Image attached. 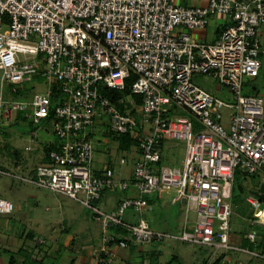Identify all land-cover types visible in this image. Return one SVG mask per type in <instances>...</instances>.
<instances>
[{"label":"built area","instance_id":"2783aa9c","mask_svg":"<svg viewBox=\"0 0 264 264\" xmlns=\"http://www.w3.org/2000/svg\"><path fill=\"white\" fill-rule=\"evenodd\" d=\"M219 15L228 23L216 39L194 37L192 31ZM262 25L264 0H0V143L20 113L34 131L53 136L44 162L27 174L0 162V175L89 210L104 232L97 264L112 262L111 245L165 240L264 260L257 230L264 226V200L257 195L264 194V99L246 92L262 68ZM208 75L228 89V99L197 83ZM29 85H36L29 96L13 98ZM123 135L138 154L127 179L114 166L94 165L97 146ZM37 140L31 133L24 149L33 150ZM166 142L184 143L180 166L164 162ZM238 172L260 177L247 198L256 212L245 235L250 247L230 243ZM131 188L135 196L121 198L114 209L101 207L105 194ZM171 190L174 201L185 198L196 212L178 232L155 230L142 217L134 223L123 218L127 210L141 215L148 195ZM14 210L0 196V216Z\"/></svg>","mask_w":264,"mask_h":264},{"label":"rangeland","instance_id":"374dc122","mask_svg":"<svg viewBox=\"0 0 264 264\" xmlns=\"http://www.w3.org/2000/svg\"><path fill=\"white\" fill-rule=\"evenodd\" d=\"M210 77L213 78L209 75V77L204 78L206 81L202 79L199 85L206 90L213 92L216 90L218 85ZM254 83L255 85H257L256 87L259 88L258 95H260L264 99V73H262V76H259L254 81ZM38 88L41 90L43 89V86L39 85ZM5 89L7 90L8 86H6ZM7 96L13 97V95H10L9 93L7 94ZM13 98H15V96ZM11 127H6L5 135L2 138V141H8L4 145V152L0 151V162H3L4 154H12L11 148L13 147L14 149L16 148L21 152H26V155L28 156L35 154V156L38 157L37 154H39L38 152H41L42 149L39 148L36 142L33 144V151H26L24 149V145L29 142V138L31 135L29 134V132L25 131L28 128L27 123H20L16 126V128L15 126L12 128ZM46 127L47 129H50L49 124H47ZM96 127L97 132L101 134V124L97 123ZM16 130L21 134V137L25 136L18 143H15L12 137L10 138V131L14 132ZM32 134L36 138L43 139L51 138L52 136V134L46 132V129H37L33 131ZM108 139V142L104 141L102 145L97 146L96 153L94 154V161H96L98 158L99 160L102 159L106 156L107 153H114V156L117 157L115 158L113 156V162L116 160L117 165L119 166L120 157H122L123 155L126 156L127 153L124 151H120L116 140L110 139V137H108L107 140ZM108 143H110L111 146L105 148ZM173 145H176V143L173 142ZM109 149H111V151H109ZM177 149V158L179 161L185 154L184 143L181 142ZM127 160V163L125 165L122 164L121 166L122 169L125 170V172L130 170L129 168H131L132 163V160L128 156ZM23 164L30 167L35 165L33 160H28V163L23 162ZM236 184V194L240 195L236 198L234 197V212L231 221L233 222V224H235V230L233 228V230L231 229L230 232H234L235 234L237 231L241 235H246L247 231L249 230V226L251 229L254 228V226H252V224L250 223V217H252V215L256 212H254L253 210V212H251V214L248 213L245 216L247 218L244 219L240 218L239 212L241 213V210L243 208H251V206L247 202V198L248 196L252 195L253 191L258 190L260 186V177L257 175L242 176L238 172L236 176ZM0 196L12 201L15 206V210L12 214L0 217V246L12 250L15 253L17 262L19 264L25 259L26 256L36 258L37 260L43 259L47 264H49L51 258L55 259V257L59 256L57 255L58 247H56L55 245V237L61 235V237L63 236L64 238H66L69 228L75 227V224L78 223L79 215L81 214V212L83 211V214H86V212L83 210L84 207L82 205L66 196L58 195L44 188L34 186L32 184L8 177L6 175H0ZM193 211L194 210L188 212L186 210V205L182 204L179 201V203H177V205L172 209L169 217L174 219V216H179L181 221H184L187 216L191 222H194L196 218V212ZM150 223H152L153 229L155 227V230H158L157 228H163L161 223H159L158 221L155 222L151 218ZM257 230L261 235L263 234L261 233L262 229H259L258 227ZM30 231H33L36 234L34 240L29 238L27 235ZM165 242L167 243V250L165 251L164 257L162 258L164 264H166L167 260H169V262L173 264H202L204 258H207L211 251L210 249H208V247H204L202 245L194 244L191 242H181L173 240H165ZM145 245L152 246V243H147ZM121 248L125 249V247ZM122 252H126V250H123ZM238 252L239 251H237V253ZM172 254H178L179 261L172 260ZM239 257L244 263L247 264H264V260L252 257L246 252H240ZM0 258L3 262L2 264H9V254L3 253ZM135 260L136 258L132 259V261L136 264ZM62 262L64 264H68L67 260L60 258L59 264H62ZM218 262L216 264H219Z\"/></svg>","mask_w":264,"mask_h":264},{"label":"crops","instance_id":"0c3cea01","mask_svg":"<svg viewBox=\"0 0 264 264\" xmlns=\"http://www.w3.org/2000/svg\"><path fill=\"white\" fill-rule=\"evenodd\" d=\"M184 3H200V4H206V0H182ZM228 23V19L225 16L219 15V16H214L209 25L205 29H199V30H194L192 31V34L194 37L198 38L199 40H208L212 41L216 39L220 33L224 30L226 27V24ZM259 37L261 39L262 43V50H261V58H262V68L260 70V75L262 76V73H264V25L260 28L259 31ZM258 76V77H259ZM208 76H203L197 78V83L200 84V81L202 79L207 78ZM257 77V78H258ZM211 78V77H210ZM250 80L248 84L246 85V92L247 93H255L259 94V88H257L254 83V81L257 79ZM218 86L215 91H210L219 97L228 99L229 98V91L226 87L221 86L218 84V82L214 79L211 78ZM205 80V79H204ZM206 81V80H205ZM209 91V90H208ZM25 121H19L20 123H23ZM18 123V122H17ZM16 122L13 124L12 127L19 125ZM28 128L25 130L31 134L34 131V128L26 121ZM11 127V128H12ZM46 132H49L46 130ZM13 138L15 143H18L21 141L25 136L21 137V134L19 132L10 131V138ZM28 139V137H27ZM26 139V140H27ZM53 139V136L51 138L43 139V138H38L37 140V145L39 148H41V152H38L37 154L38 157L35 156V154H32L31 156L26 155V152H21L18 149L11 148V153L12 154H4L3 162L2 165L4 166H9V167H19L17 172L19 174H27L30 170H32L36 165L42 163L45 161V154H44V146L45 144H50ZM113 140H116L114 138H110ZM6 140L5 142H7ZM109 139L107 140V142ZM117 144H119V140H116ZM27 145V143L24 145ZM110 143L106 145L105 148L110 147ZM179 145H173V142H166L163 145V151L165 153L164 157V162L167 164H172V165H181L182 160L184 158V155L182 158L178 161V147ZM119 148V145H118ZM33 151V150H31ZM111 151V149H109ZM120 151H123L122 149ZM127 153L126 156H122L125 158L126 162L124 165L127 163V156L130 157L132 160L131 163V168H129V171H126L122 169V164L119 166L117 165L116 160L113 162V156L114 153H107L105 157L99 160V158L94 161L95 167L98 168H103L106 165L114 166L116 168L117 174L121 178H129L132 169H133V164L135 159L138 157L137 152L135 151L134 148H131L129 151H124ZM96 153V152H95ZM115 158L117 156H114ZM120 157V159L122 158ZM28 160H33L35 165L30 167L28 165L23 164L28 163ZM98 165H97V164ZM102 164V165H100ZM100 166V167H99ZM125 172V173H124ZM123 175V176H122ZM136 192L134 189H130L125 192H113V193H107L105 194L102 199L100 200V205L101 207L105 209H114L119 200L121 198L125 197H131L135 196ZM175 198V191H163L161 193H152L147 196L148 200V207L142 212L141 215L135 213L132 210H127L123 214V218L128 221V222H136L140 217L144 218L152 228V223H150V218L155 221L159 222L162 224L163 228H157L160 231H166V232H178L181 230V228L185 225V223H191V221L188 219L186 216V219L184 221H181L179 216H174V219L169 217V214H171L172 209L179 203V201L182 204H185L182 202V200H177L174 201ZM234 201V198H233ZM186 205V204H185ZM83 208V207H82ZM83 210L86 212V214H83V211L79 215L78 223L75 224V227H70L68 231V235L66 238L61 235L56 236L55 240V245L58 247L57 249V257L55 259L51 258L49 261V264H59V259H65L68 261V264H97L98 261V256L102 254L100 248L103 246V229L101 226V223L95 219L91 212L89 210H86L83 208ZM186 210L190 212L192 209H189L188 206L186 205ZM242 212H239L240 218L244 219L247 218L245 217L248 213L251 214L253 212V209H245L243 208L241 210ZM194 212V211H193ZM234 212V211H233ZM76 216V215H75ZM72 216V217H75ZM159 216V217H158ZM71 217V218H72ZM233 218V217H232ZM247 220V219H246ZM232 222V221H231ZM249 225V224H248ZM235 227V224L233 222L231 223V229ZM32 229V228H30ZM155 229V227H154ZM249 226V230H250ZM258 229V227H257ZM259 229H263V227H259ZM235 230V228H234ZM248 230V231H249ZM247 231V232H248ZM34 233V237L32 240L35 239V232L31 231ZM114 232V231H113ZM259 232V231H258ZM115 233V232H114ZM263 233V231H261ZM97 234V235H95ZM116 234V233H115ZM259 238L261 237L260 232ZM97 236V237H96ZM120 236V235H119ZM244 237V238H243ZM66 239V240H65ZM243 239H246L245 235H241L236 231L230 232V243L234 246H239V247H246L243 245ZM175 241V240H173ZM167 243L164 242H153L152 246H146L145 244L141 243H136V242H130L128 247L121 248L118 246H113L111 245V249L114 252V257L112 259V262L110 264H135L132 259L136 258L135 262L136 264H164L162 258L164 257L165 251L167 250L166 248ZM203 246V245H202ZM250 245H247L249 247ZM208 247L210 249V254L207 256V258H204L202 264H216L218 261L219 264H247L242 261V259L239 257V253L242 251H239L237 253L236 250H231V249H215L214 247L210 246H204ZM123 250H126V252H122ZM233 251V252H232ZM236 251V252H234ZM28 255V254H27ZM62 255V256H60ZM172 260L174 261H179V255L177 254H172ZM29 258L33 257H25V259L20 262L22 264H26V260L28 261ZM57 258V260H56ZM36 259V258H33ZM154 260V263H150V261ZM220 259V260H219ZM251 259V258H250ZM1 260V258H0ZM37 260V259H36ZM42 260V259H39ZM167 260V259H165ZM44 261V260H43ZM2 260L0 264H2ZM169 260L166 261V264H169ZM43 264H47L45 261ZM62 264H64L62 262ZM173 264V263H170Z\"/></svg>","mask_w":264,"mask_h":264},{"label":"trees","instance_id":"16d2710c","mask_svg":"<svg viewBox=\"0 0 264 264\" xmlns=\"http://www.w3.org/2000/svg\"><path fill=\"white\" fill-rule=\"evenodd\" d=\"M36 88V85H29L26 87V91H23V90H19L17 92V94L15 95V98H25L27 96H29L33 90H35ZM128 92V89L126 90ZM110 95L113 97V98H119L121 95L119 93H116V92H111ZM138 102H140V100H138ZM17 121L16 123L19 124V121H25L27 120V116L24 115L23 113H20L18 114L17 116ZM6 144L5 141H2L0 143V151L2 152L3 149H4V145ZM135 142L131 139V137L129 135H123L122 137L119 138V149L123 150V151H129L131 146L134 145ZM52 149V144H45L44 146V158L46 160V156L48 154V152ZM4 152V151H3ZM242 175V174H241ZM236 188H237V184L235 182V185H234V197H238L239 195L236 194ZM2 217V216H0ZM263 231V234L261 235V237L259 238V247H264V227L262 229ZM114 232L117 234V235H120L121 237H123L124 239H127L128 240V235L125 231H123L122 229L120 228H116L114 229ZM28 237L29 238H33L34 237V233H32L31 231L28 232ZM243 245H245L247 247V245H251L249 240L246 238V239H243ZM250 247V246H249ZM252 247V246H251ZM3 253H7L10 255V258H9V264H19L17 262V259H16V256H15V253L12 251V250H9V248H6V247H3V246H0V257L2 256ZM44 261L43 259L42 260H36V259H33V258H29L28 261L26 260V264H43ZM150 263H154V260L151 259ZM22 264V263H20Z\"/></svg>","mask_w":264,"mask_h":264},{"label":"water","instance_id":"95a60500","mask_svg":"<svg viewBox=\"0 0 264 264\" xmlns=\"http://www.w3.org/2000/svg\"><path fill=\"white\" fill-rule=\"evenodd\" d=\"M263 190H264V187L262 186V187H261V191H263ZM257 195H259L260 198H262V199L264 200V194H263V193H261V192H257ZM182 202H183V203L186 202L185 198L182 199ZM262 207H264V203L262 204Z\"/></svg>","mask_w":264,"mask_h":264}]
</instances>
